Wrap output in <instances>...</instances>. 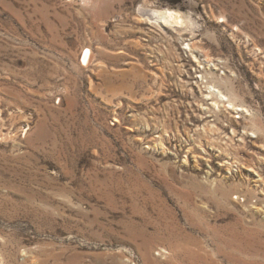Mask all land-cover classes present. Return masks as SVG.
<instances>
[{"label": "rangeland", "instance_id": "374dc122", "mask_svg": "<svg viewBox=\"0 0 264 264\" xmlns=\"http://www.w3.org/2000/svg\"><path fill=\"white\" fill-rule=\"evenodd\" d=\"M214 66L247 113L206 98ZM262 249L264 0H0V264Z\"/></svg>", "mask_w": 264, "mask_h": 264}, {"label": "bare ground", "instance_id": "6f19581e", "mask_svg": "<svg viewBox=\"0 0 264 264\" xmlns=\"http://www.w3.org/2000/svg\"><path fill=\"white\" fill-rule=\"evenodd\" d=\"M182 20L183 19H181L180 15L178 13H176L175 11L164 10V11L159 13V19L156 22H154V24H156V26H159V27H161V26H177V27H179V26H182V24H183ZM186 45L188 46L189 49H191V50L194 49L195 50V47H194V45L192 43L191 44L187 43ZM204 55H205V62L206 63L211 62L209 56L207 54H204ZM192 56H193L194 59H197V56L193 55V53H192ZM87 60H88V55L85 57L84 61H87ZM205 67H207V66H205ZM205 67H204V69H205L204 74H201L200 76H201V78L203 80H206L205 83H207V84H205L207 86L206 98H211V97L214 98V100H212L213 107L216 108L217 110H221V111H224V112L228 111V113H229V110H231V109L232 110L239 109L238 108L239 105L234 103V100L229 99V97H226L222 93V91L214 85L215 81L223 82L222 79H219V77H215V76H214V78H216V79H214V78L212 79L211 77H209V73H208L209 70L212 72L211 73L212 75H215V73H214L215 66H214V68H209V69H206ZM239 111L247 113L248 109H246L244 107H240ZM236 113H238V112H236ZM245 115H249V114H245ZM250 116L251 115H249V117ZM215 124H217L216 121L209 126V129L213 131L214 127L218 125V124L217 125H215ZM251 127H252V125H251ZM252 128H254V127H252ZM216 129H219V128H216ZM232 132L234 134L236 131L234 129H232ZM251 133H252V131H251ZM254 133L255 132H253V134ZM253 134H252V137L257 138V136H255ZM259 236H260V234H259Z\"/></svg>", "mask_w": 264, "mask_h": 264}, {"label": "built area", "instance_id": "2783aa9c", "mask_svg": "<svg viewBox=\"0 0 264 264\" xmlns=\"http://www.w3.org/2000/svg\"><path fill=\"white\" fill-rule=\"evenodd\" d=\"M84 53L86 54V53H88L87 51L85 52V51H83V53H82V55H84Z\"/></svg>", "mask_w": 264, "mask_h": 264}]
</instances>
